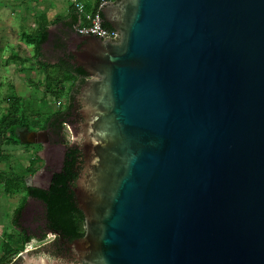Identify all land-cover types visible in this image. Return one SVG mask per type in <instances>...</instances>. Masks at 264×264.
Returning <instances> with one entry per match:
<instances>
[{"label": "water", "instance_id": "1", "mask_svg": "<svg viewBox=\"0 0 264 264\" xmlns=\"http://www.w3.org/2000/svg\"><path fill=\"white\" fill-rule=\"evenodd\" d=\"M101 11L117 40L72 35L85 232L21 264H264V0Z\"/></svg>", "mask_w": 264, "mask_h": 264}, {"label": "rangeland", "instance_id": "2", "mask_svg": "<svg viewBox=\"0 0 264 264\" xmlns=\"http://www.w3.org/2000/svg\"><path fill=\"white\" fill-rule=\"evenodd\" d=\"M20 1L22 4L16 5L21 8V18L17 19L15 23L9 21L5 24L4 29V33L7 35L4 37L5 41L2 45L4 52L6 55L13 53V50L17 52L18 46H20L21 59L20 62L17 59L15 65H13V59L5 61L8 72H5L2 80H0V132L7 125V117L12 106L17 105L24 111L28 127L17 129V135L22 141L21 144H7L0 139V170L21 175L25 178V182L39 184L46 166L48 169L60 166L64 147L58 149L61 156L58 159L55 152L52 150L47 152L48 149L42 144L46 139L45 135L42 136L41 141L37 138L40 136L39 134L46 133L48 118L54 117L57 113L65 112L73 104L74 100H70V97L74 88V76L55 65L51 58H47L45 55L38 57L35 55L34 34L39 26V18L47 23L50 29L59 28L61 23H52V21L60 16L61 11L65 12L67 7L62 8V10L47 9L42 8L40 6L42 4H39L37 13H35L34 9L27 5L30 0ZM66 1L71 8L74 6L72 0H65V5ZM53 6L55 7V4ZM11 34L12 36L9 37ZM44 51L47 49L42 45V54ZM40 60L47 63L46 68L41 67ZM78 104V111L80 112V102ZM63 131L67 141L82 143L81 131L76 133L72 129V125L64 126ZM52 153L55 156H52ZM16 183L17 181H15V186ZM15 186L8 191L5 185L0 183V260L11 254L28 250V252L23 253L24 256H44L49 261L61 263L56 256L57 245L50 243L51 240L55 239L53 234H48L44 239H41L42 237L32 238L29 243H26L20 230L13 225L15 211L26 198L25 188L20 186L17 189ZM74 255L75 249L73 248V258L67 255L70 258L64 262H75Z\"/></svg>", "mask_w": 264, "mask_h": 264}, {"label": "flooded vegetation", "instance_id": "3", "mask_svg": "<svg viewBox=\"0 0 264 264\" xmlns=\"http://www.w3.org/2000/svg\"><path fill=\"white\" fill-rule=\"evenodd\" d=\"M77 24V23H76ZM76 24L73 26V29H69L68 36H71V40L58 37L60 34H52L47 38V40L43 43V46L47 51H44L43 55L47 58H51L53 60V63L58 65L59 67L65 69L69 73L74 76V88L72 90V95L70 97V100H74L73 104L69 106L68 110L65 111V115L55 119L51 120L46 126V133L40 134L38 136L37 140L41 141L42 136L45 135L46 139L42 143L47 149V152H55L59 159L60 153L58 149H61L64 147V153L62 154V162L60 158V166L54 167V169L50 168L48 169V166L45 168V172L43 174L42 180L38 183L34 182V184H31L29 182H25L26 186L28 187H37L42 189H49L51 186V181L53 179V176L57 172H61L64 166V159H65V153L69 149L70 145H75L79 148V150L82 153L81 146L82 144L80 142H70L67 141L66 138H64V126H68L69 124L72 125V129L79 133L81 131V122L83 121V118L78 111L79 108V102H78V94L80 93V88L83 84L90 78V75L87 71H85L82 67L77 65L76 60V47H74L72 35L74 31L76 32ZM65 26V25H64ZM63 28L61 29V31ZM65 32V30H64ZM79 68H82L85 72V74L80 73L78 71ZM76 109V110H75ZM73 113V115H72ZM72 118V119H71ZM79 136V135H78ZM77 137V134H76ZM82 139V137H81ZM65 140V142H64ZM77 140V138H76ZM52 156H55L54 153H52ZM82 159V157H81ZM83 161H79L74 168V171L79 174L83 167ZM76 181V180H74ZM76 183V182H75ZM76 186L72 185V188ZM76 199V196H75ZM77 201V200H76ZM22 205V209L20 210L19 214L17 213V209ZM15 211V215L13 217V225L16 229H19L20 232L23 235V240H25L26 243H29L32 238L42 237L41 239L46 238L48 234H53L55 239L51 240L50 243L53 245L56 244V251H57V258L64 262L65 260H68V258H73V247L71 244L76 240L63 236L61 232L50 224L47 214H46V204L38 199L37 197L30 195L26 193L25 201L21 204ZM17 215V217H16ZM25 252H28L25 251ZM20 252L17 254H11L6 258H1L0 264H21L23 261V253ZM65 253L70 256H65Z\"/></svg>", "mask_w": 264, "mask_h": 264}, {"label": "trees", "instance_id": "4", "mask_svg": "<svg viewBox=\"0 0 264 264\" xmlns=\"http://www.w3.org/2000/svg\"><path fill=\"white\" fill-rule=\"evenodd\" d=\"M115 1V0H108ZM98 4L94 7V13H99L102 18V11L99 8L100 0H97ZM74 6L71 8L72 18L69 23L70 29H73V26L78 21V14H75ZM62 20L61 16L56 17L52 23H58ZM39 26L34 34V39L36 42V56H42L41 47L43 43L47 40L49 36V27L42 19H38ZM102 25L105 28H111L110 25L103 21ZM39 64L42 68H46L47 63L39 61ZM56 65V64H55ZM80 73H84L82 68H79ZM72 105V104H71ZM65 115V112L57 113L54 117L48 118V122L51 120L58 119ZM28 121L25 116L24 111L21 107L12 106L10 113L7 117V125L3 131L0 132V139L3 143L7 144H21L19 136L17 135L18 128H27ZM82 153L78 147L75 145H70L69 149L65 153L64 166L62 171L55 173L51 181V186L49 189H42L37 187H28L25 184V178L21 175L13 174L11 172L6 173L0 170V183L5 185V188L10 191L15 186V181H17V189L20 186L25 188V192L37 197L42 200L45 204V210L47 218L53 228L59 230L61 234L70 240L81 238L85 232V218L83 211L78 207L77 201L75 199V192L72 188V185H75L79 174L74 171L75 165L81 159ZM22 209V205L17 209L19 214ZM17 217V215H16Z\"/></svg>", "mask_w": 264, "mask_h": 264}, {"label": "crops", "instance_id": "5", "mask_svg": "<svg viewBox=\"0 0 264 264\" xmlns=\"http://www.w3.org/2000/svg\"><path fill=\"white\" fill-rule=\"evenodd\" d=\"M75 1L81 2L84 5V11L82 13L78 12L74 6L75 8L74 13L78 14L77 23L79 22L83 24L89 23L90 22L89 18L96 14L94 13V7L96 4H98L97 0H72L71 2H73L74 4ZM16 4L21 5L22 3L20 0H0V80H2L4 73L8 72V70L6 71L5 61L7 59H13V65H15L16 60L19 59L18 62H20V59H21L20 46H18L17 52L13 50V53L11 52L8 55H6V53L3 50V46H2L5 41L4 37H7V35L4 33L5 24L9 23V21H11L10 23H15V21L17 19L19 20L22 16L20 6H17ZM39 4H42L40 5L42 8H47V9L57 8V9L62 10V8L67 7V10L65 12L61 11L60 16L62 17V20L59 22L61 23L60 27L55 30H52L49 27V31H50V35L60 34L58 37L69 40L70 38V36H68L69 34L68 30L70 29L69 23L71 22L72 13H73L72 9H70L71 8L70 4L68 5V2L66 1V5H65V0H30V2L27 3L29 8L34 9L35 13H37L36 10ZM54 4H55V7L53 6ZM99 8H100V2H99ZM62 28L63 30L61 31ZM11 36L12 34L9 35V37ZM13 38H15V36H13Z\"/></svg>", "mask_w": 264, "mask_h": 264}, {"label": "built area", "instance_id": "6", "mask_svg": "<svg viewBox=\"0 0 264 264\" xmlns=\"http://www.w3.org/2000/svg\"><path fill=\"white\" fill-rule=\"evenodd\" d=\"M108 0H100V9L106 4ZM75 8L78 12L82 13L84 11V5L81 2L75 1ZM89 23L83 24L81 22L76 24V31L83 35H95L99 36L103 39H112L117 40L119 38V31L113 28H105L102 25V18L99 13H96L92 17L89 18Z\"/></svg>", "mask_w": 264, "mask_h": 264}]
</instances>
